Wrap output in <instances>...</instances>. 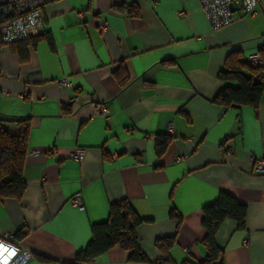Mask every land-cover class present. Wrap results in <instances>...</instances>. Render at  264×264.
I'll return each instance as SVG.
<instances>
[{"label": "crops", "instance_id": "crops-1", "mask_svg": "<svg viewBox=\"0 0 264 264\" xmlns=\"http://www.w3.org/2000/svg\"><path fill=\"white\" fill-rule=\"evenodd\" d=\"M46 1L39 38L0 52V113L23 121L12 132L29 126L25 193L0 199V232L26 233L22 264L73 261L122 199L146 219L137 232L150 262L163 257L156 238L170 236L173 264L202 261L203 207L221 192L248 207L245 229L226 219L217 233L224 264H264V172L253 162L264 159V101L256 110L215 100L231 53H259L264 79V0L218 30L199 0ZM77 192L83 209L71 202ZM82 264L146 263L115 246Z\"/></svg>", "mask_w": 264, "mask_h": 264}, {"label": "trees", "instance_id": "trees-1", "mask_svg": "<svg viewBox=\"0 0 264 264\" xmlns=\"http://www.w3.org/2000/svg\"><path fill=\"white\" fill-rule=\"evenodd\" d=\"M131 13L138 15L135 5L130 6ZM6 21L0 9V28ZM18 41L12 44L23 43L32 39ZM0 43L2 34L0 29ZM260 67L253 66L249 61H243L239 53H231L225 62V68L220 72V78L226 83L216 97V102L225 106L241 107L250 105L256 110L264 101V79L260 75ZM229 83V84H228ZM230 83H236L231 85ZM23 122L22 120L0 113V199L14 198L20 200L26 190L27 182L23 176L25 159L29 151V126L26 124L19 132H12V126ZM169 136L157 138L156 150L162 153ZM248 207L236 197L221 192L217 199L203 207L202 224L205 228V237L202 240L206 248V256L196 263L185 260L182 264H224V249L217 243V233L226 219L236 222L239 229L246 228ZM172 216H181L170 210ZM128 199L111 203L109 214L105 221L94 223L91 226L92 237L87 245L75 254L71 262L63 264H82L93 261L115 246L129 252V260L146 264H173L170 250L176 242L175 236L158 237L155 246L161 251L163 257L152 263L140 246L138 226L145 222ZM23 230L15 233L17 240L25 236ZM41 260H49L38 256Z\"/></svg>", "mask_w": 264, "mask_h": 264}, {"label": "built area", "instance_id": "built-area-1", "mask_svg": "<svg viewBox=\"0 0 264 264\" xmlns=\"http://www.w3.org/2000/svg\"><path fill=\"white\" fill-rule=\"evenodd\" d=\"M205 17L214 30L231 25L235 20V12L242 14L253 13L259 0H199ZM46 0H0V9L6 21L1 25L2 43H0V52L5 45L18 41L40 36L44 32L46 16L44 8ZM233 3L235 10H232L230 4ZM183 15V12H179ZM105 23H100L99 29L104 32L107 30ZM249 62L257 67L263 66V59L259 53H253L248 57ZM60 84L70 85L66 79H61ZM97 114L107 119L109 109L106 105L98 106ZM172 126H169L171 129ZM37 153V151H35ZM72 157L82 160L84 149L76 148L72 152ZM255 171L264 172V159H253ZM71 202L79 209H83V201L80 192L75 193ZM0 264L4 260L8 264H22L30 255L29 251L21 245V242L15 238V232L6 230L0 232ZM4 249H7L5 251ZM15 252L12 255V252Z\"/></svg>", "mask_w": 264, "mask_h": 264}, {"label": "clouds", "instance_id": "clouds-1", "mask_svg": "<svg viewBox=\"0 0 264 264\" xmlns=\"http://www.w3.org/2000/svg\"><path fill=\"white\" fill-rule=\"evenodd\" d=\"M3 247H4L3 245H0V248H3ZM4 250L7 251V249H4ZM11 254L14 255L15 252L13 251ZM3 264H8V261L7 260H4L3 261Z\"/></svg>", "mask_w": 264, "mask_h": 264}, {"label": "water", "instance_id": "water-1", "mask_svg": "<svg viewBox=\"0 0 264 264\" xmlns=\"http://www.w3.org/2000/svg\"><path fill=\"white\" fill-rule=\"evenodd\" d=\"M230 7H231L232 10H235V7H234L233 3L230 4Z\"/></svg>", "mask_w": 264, "mask_h": 264}]
</instances>
